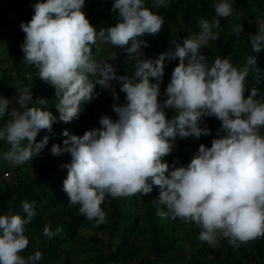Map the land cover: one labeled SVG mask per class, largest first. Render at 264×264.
Returning <instances> with one entry per match:
<instances>
[{
  "label": "clouds",
  "instance_id": "9594fccd",
  "mask_svg": "<svg viewBox=\"0 0 264 264\" xmlns=\"http://www.w3.org/2000/svg\"><path fill=\"white\" fill-rule=\"evenodd\" d=\"M170 0H114L112 11L118 12L117 22L97 31L83 11L85 0H39L34 15L22 22L25 34L21 49L26 65L34 66L39 78L55 88L59 118L47 107L44 98H33L29 87L17 88L15 104L0 95V141L10 145L4 159L20 165L39 156L49 136L37 142L41 130L51 132L53 124L68 123L78 118L82 104L91 102L96 85L111 89L119 100L112 81L121 84L126 102H114L117 119L103 115L101 127L87 130L83 136L62 133L63 145L53 144L51 154H70L63 190L69 205H79V212L96 225L106 223L101 207L106 194L113 198L148 194L153 186L160 189L154 204L156 215L201 228L198 239L214 245L218 238H227L233 247L264 236V96L256 99L258 89L252 87L245 97L247 67L234 66L228 58L216 56L211 64L201 48L218 40L220 18L231 17L232 0L212 4L211 20H200V31L174 41L173 47L157 59H143L141 48L147 42L141 37L160 32L164 19L153 8L167 7ZM239 36L241 26L232 28ZM264 42V22L252 37L254 51ZM107 44L123 48L128 58H135L132 75L117 76L110 62L117 58L112 51L108 58H97L93 46ZM178 59L167 98L159 101L160 85L150 78H162L165 59ZM127 62V61H126ZM248 64L255 58L248 57ZM259 82V81H257ZM10 104L12 105L10 107ZM176 115L167 117L165 109ZM221 121L211 147L201 144L187 166L179 161L169 171L163 158L170 154L177 137L200 138L211 135L201 127L203 117ZM6 118V119H5ZM179 165V166H176ZM20 214L0 215V264H37L42 253L35 251L25 258L29 239L25 225L36 213L24 201ZM62 228L52 231L45 225L43 233L52 239Z\"/></svg>",
  "mask_w": 264,
  "mask_h": 264
},
{
  "label": "trees",
  "instance_id": "16d2710c",
  "mask_svg": "<svg viewBox=\"0 0 264 264\" xmlns=\"http://www.w3.org/2000/svg\"><path fill=\"white\" fill-rule=\"evenodd\" d=\"M37 2L39 0H0V28L7 31L5 35L0 34V95L15 104L17 88L29 87L34 100L46 99L48 109L59 118L55 88L39 78L34 66L25 64L21 49L25 34L20 25L32 19ZM146 2L151 6L152 0ZM215 2L218 0H170L167 7L153 8L163 17L164 23L158 34L141 37L148 45L142 46L141 58L157 59L173 47L174 41L182 43L185 37L198 33L200 20H211L214 16L212 4ZM113 3L114 0H85L83 11L97 31L117 22L118 12L112 11ZM232 4V16L220 18V28L214 29L220 33L218 40L210 41V46L200 51L208 58L209 64L220 56L228 58L241 70L247 67L245 97L251 93L252 87H256V99H260L264 96V42H261V50L256 52L251 41L259 30V23L264 22V0H232ZM237 24L242 29L239 36L232 31ZM107 49L110 53L117 52V58L110 61L117 76L134 73L135 58H128L123 48L101 44L99 49L93 46V54L98 59L105 58ZM248 57L255 58V63L248 64ZM178 64V59L168 61L166 58L162 78H150L152 83L160 85L161 103L167 98L166 89ZM111 83L119 93L118 101H115L111 89L96 85L98 95L91 102L82 104L78 118L68 123L57 119L50 133L46 130L39 132L37 142L45 135L49 136V142L33 160L20 165L9 162L3 153L11 146L0 141V215H26L22 209L24 201L30 203L36 213L25 225L29 244L22 255L27 258L40 251L42 259L37 264H264V236L239 247H233L227 238L222 237L212 245L198 239L201 228L195 223L173 219L170 214L167 219L157 216V207L168 212L166 206L153 203L159 197L157 186L146 195L137 193L113 198L106 194L101 205L106 213V223L98 226L79 212L78 204L69 205V197L63 190L67 168L61 165L70 162L71 156L67 153L54 156L51 148L53 144L63 145L65 129L70 134L83 136L87 130L101 127L99 120L103 115L114 120L118 118L112 105L114 102L124 104L126 93L120 91L118 81ZM165 111L169 119L176 115L174 109ZM2 123L0 121V125ZM205 126L211 129V135L177 137L172 141V151L163 158L169 164V171L176 161L187 166L201 144L211 147L221 121L205 116L201 127ZM260 131L264 134V128ZM45 225L52 231L58 227L63 230L49 239L43 233Z\"/></svg>",
  "mask_w": 264,
  "mask_h": 264
},
{
  "label": "rangeland",
  "instance_id": "374dc122",
  "mask_svg": "<svg viewBox=\"0 0 264 264\" xmlns=\"http://www.w3.org/2000/svg\"><path fill=\"white\" fill-rule=\"evenodd\" d=\"M0 34H2V35H5V34H7V31H6V29H5V28H3V29H2V28H0ZM105 55H106V56H105V59H106V58H108V56L110 55V52H109V50H108V49L106 50V52H105Z\"/></svg>",
  "mask_w": 264,
  "mask_h": 264
}]
</instances>
